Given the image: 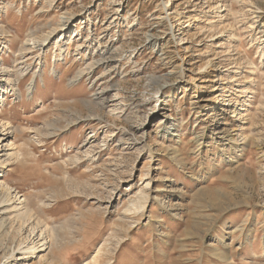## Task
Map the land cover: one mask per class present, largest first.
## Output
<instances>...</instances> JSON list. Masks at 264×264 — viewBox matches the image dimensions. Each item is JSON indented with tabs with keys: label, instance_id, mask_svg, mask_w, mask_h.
Masks as SVG:
<instances>
[{
	"label": "rangeland",
	"instance_id": "374dc122",
	"mask_svg": "<svg viewBox=\"0 0 264 264\" xmlns=\"http://www.w3.org/2000/svg\"><path fill=\"white\" fill-rule=\"evenodd\" d=\"M62 15V55L18 53ZM3 42L0 179L54 239L29 264H264V0H0Z\"/></svg>",
	"mask_w": 264,
	"mask_h": 264
},
{
	"label": "bare ground",
	"instance_id": "6f19581e",
	"mask_svg": "<svg viewBox=\"0 0 264 264\" xmlns=\"http://www.w3.org/2000/svg\"><path fill=\"white\" fill-rule=\"evenodd\" d=\"M166 5L167 4L164 3L163 7H165ZM40 10L42 9L40 8ZM71 18H72L71 15L70 16L62 15L60 17V21L56 24L55 27L51 28V31L47 32L42 37L39 35L41 39L39 38L35 39L36 37L34 38L30 32L29 37H27L23 41V43L20 41V43H22V46L21 47L19 46L20 48L18 50V53L22 56L27 51H30L31 49L32 50L35 49V50L40 51L39 53L43 54L45 47L48 46V44H50L52 39L57 36L56 40L53 41L52 44L55 45L56 49L57 48L60 49L59 53H61L62 55V50H61L62 43H63L62 41L66 37L65 30L67 29L68 24L71 21ZM9 45L10 44H5L3 42L0 48V51L9 49L10 48ZM103 52H104V49H103ZM38 59L39 61L37 62V65L38 64L40 65L42 63L41 62L42 59L40 56H38ZM2 64H3L2 59L0 57V81H1L0 82V94H1L0 103L3 102L2 99H3L4 93L5 94L11 93L12 95H15L16 98H19L22 95V92L20 91V88H19V79L22 74V70L19 69L21 73H18L17 77L15 76L16 78L14 77L11 78L10 76L13 74H8L9 70L4 68ZM100 64H102V61L97 60L95 61V63H89L88 67L90 68V67H93L94 65L97 66ZM19 70H17V72H19ZM84 74H90V71H87V73L82 70L78 71L77 75L75 76L76 78H74L72 82L74 81L77 82L76 80L81 78ZM35 76H36V73L34 71L31 74L28 84L26 85L25 92L29 93V91H31L32 88L34 87ZM150 78L152 79L153 83H157L159 80V78L155 76H151ZM14 130L15 129L13 128L12 129L7 128L6 123L0 121V168L10 165L11 163L15 162L19 158L18 150L16 149L15 145L12 142L3 143V141H5L8 136L13 135ZM237 137L236 136L231 137V142L237 143L238 141ZM137 197L139 198V203L143 204L144 197H142L141 195ZM125 210L128 211L129 207H127ZM31 216H32V209L30 205L28 204L26 197L23 195H17V192H15L14 189L12 190L11 186H9L6 182H4V180L0 179V237L3 235V233H6L5 231L6 227L9 224H12V222L20 223V227L18 228V233L20 234V237H21L18 243H16L17 245H15L14 243V245L5 249V251L2 253L0 264H23L24 262H25L24 264H29L30 261L34 258H38L39 262L45 258V254L39 255V253L45 251L48 248L49 244L51 245L53 243L54 239L52 237V239L50 240L47 238V236L44 235V229L42 228V225L40 224L33 225L31 222V219H32ZM99 250L101 252L102 250H104L105 253L112 254L114 253L115 248L113 247V248H109L108 250H106V244L104 242L102 247L98 248V251ZM90 262H91L90 264H99V261H96L95 259H93Z\"/></svg>",
	"mask_w": 264,
	"mask_h": 264
}]
</instances>
